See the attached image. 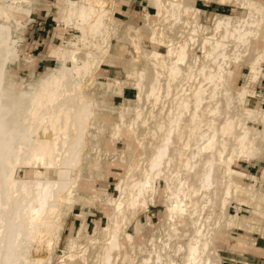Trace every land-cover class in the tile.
<instances>
[{
	"label": "rangeland",
	"instance_id": "1",
	"mask_svg": "<svg viewBox=\"0 0 264 264\" xmlns=\"http://www.w3.org/2000/svg\"><path fill=\"white\" fill-rule=\"evenodd\" d=\"M63 1L37 0L38 4L30 13L28 21L14 34L18 38L22 55L12 71L26 76L28 73L24 68L35 67L36 78L39 79L40 73L46 74L51 67L60 64L48 57L50 49L80 34L74 27V19L67 24L61 22L63 14L58 6L65 7ZM108 1L110 3L104 18L107 32L103 30L105 45L103 52L97 56L101 61L92 74L95 81L88 79L81 86L88 100L104 105L102 113L97 115V119L104 124L103 130L98 132L96 128L90 129L96 136L94 138L89 133L87 139L90 145L84 147L88 169L78 177L75 187L78 192L61 209L60 214L64 216L60 220L63 221L62 228L58 243L52 245L49 264H103V248L105 251L109 247L116 224L119 225L118 246L110 252V264H143L149 255L153 262L155 257L150 251L155 250L163 257H174L177 246L180 244L184 247L198 225L194 224L193 227L189 224V213L192 212L190 218L193 223L197 219L198 223L203 221L204 214L211 209L210 203L201 215L199 208L207 199L213 200L214 212L223 208L224 214L220 225L215 227L211 218V225L208 227V223L206 226L205 231L213 236L214 248L233 239L243 241L242 238H249L245 235L247 233L263 236L264 125L261 123L264 118V61L257 65L255 82L249 84V80L255 69L251 66L252 62L264 46V11L260 8L264 0H182L185 7L180 9H172L168 0H161L160 15H157L155 0H137L141 1L138 6L133 5L129 13L121 17L113 14L114 5L120 0ZM248 2L255 4L249 5ZM254 7L259 8L260 12ZM183 8H188V12L184 13ZM219 21L221 24L217 28ZM193 28L197 30L195 34H191ZM225 28L229 31L237 28L239 32L223 39ZM244 30H257L258 33L256 36L250 34L242 38ZM153 31L154 39L150 41ZM212 36L223 40L220 52H225V58L218 57L214 64V59L208 56L211 44L205 42L206 37ZM101 38H96L98 44L102 42ZM133 41L139 42L137 52L132 45ZM182 44H186L187 58L178 65L182 74L177 78L178 81L171 82L167 95L165 65H169L171 59L166 51L177 49ZM153 49L159 53L155 60L156 69L152 67L150 57ZM78 57L80 60L85 59L82 53ZM202 68L207 70L206 73L211 70V74L215 75L212 82L205 80L206 73L200 74ZM140 72H144L145 78L142 85L138 86L137 74ZM156 72L160 74L161 88L159 99L153 105L154 98L147 99V94L150 85L154 83ZM112 79H117L118 84L113 83ZM198 87L205 90L203 104L195 120H192L191 104L186 109H176L175 98L184 94L183 97L189 101L190 95ZM246 89L254 91L253 96L247 95L241 99L239 94ZM248 105L253 106L250 116L244 110ZM137 108L143 109L142 117L132 129L128 128L135 118ZM216 108L218 112L212 114ZM120 115L124 116L123 123L119 120ZM175 119L176 122L170 125L169 121ZM210 119L213 120L215 133L207 126ZM159 126H162V131ZM244 127L249 129V147L254 146L256 149L248 158L244 154H237L232 167L248 176L244 179L234 178L240 191L232 189L225 198V182L221 176L224 174V162L232 153L236 138L244 133ZM116 128L119 132L112 135ZM169 131L171 142L160 167L161 175L154 180L151 200L147 208H141L137 202L133 212L130 201L132 193L137 190L133 185L138 181L144 182L147 159ZM202 132L205 133V141L198 142L197 137ZM212 140L216 143L212 150L215 155L213 185L206 191L201 188L197 173L206 170V161L212 154L198 151L197 147ZM222 149L224 152L219 159L216 151ZM186 160H189L187 167ZM20 174L24 175L23 169ZM25 175L28 176L27 173ZM249 176L256 178L252 186L255 193L250 186L252 182ZM187 177L184 187L185 194H188L184 198L186 214L172 217L170 221L171 192L179 179L184 182ZM172 222L179 224L175 225L177 231L174 235L171 233ZM68 238L71 239L70 243L73 241L72 249L67 247ZM217 251L219 258L215 255L212 257L220 263L223 255Z\"/></svg>",
	"mask_w": 264,
	"mask_h": 264
},
{
	"label": "bare ground",
	"instance_id": "2",
	"mask_svg": "<svg viewBox=\"0 0 264 264\" xmlns=\"http://www.w3.org/2000/svg\"><path fill=\"white\" fill-rule=\"evenodd\" d=\"M63 2H65V7L64 5L63 7H60V5L58 6L63 14L61 22L63 24H67L69 20L74 19V27L80 33L78 36L71 38V40H64L62 44L50 49L48 54V57L54 58L55 61L60 64L51 67L46 74L54 73L64 76L65 79L63 81V86L61 88L57 85L56 89L48 96L46 103H41L39 99L33 101L32 110L29 113L31 118L29 132L32 137V142L28 151L31 152V156L27 152H24L21 160L17 159L15 163L9 165L11 172L7 176V181L10 188L7 193L4 190V186L0 184V248H2V246L7 242L10 238V234L15 228L23 230L26 232L28 238V245L24 255V264H49L53 253L52 245L55 246L58 243L62 228L63 221L61 222L60 220L61 217L64 216H61L62 213L60 214L61 209L64 203L67 200L70 202L76 192H78L75 190L76 182L78 181V177H81L87 168L86 159L88 157L83 153L85 150L84 147L90 145V142L88 144L89 139H87L88 135H90L89 133H92L90 129L96 128L98 132H101L104 125L103 122H100L97 119V115L102 113L104 105L88 100L84 92L81 90V86L86 80L94 78L92 77V74L99 67V62L101 60L98 59L97 56H99V52H103V47L105 45V34L103 33V30L106 33L107 29L104 25V18L110 1L65 0ZM161 3V0H155L157 15H160L162 11ZM167 3L172 9H180L184 6L182 4V0H168ZM248 3L249 5L255 4L250 2ZM36 4H38L37 0H18L19 11L9 22L10 26L14 30V34L18 33V28L22 27L25 22L28 21L29 15L36 7ZM260 8L264 11V5ZM254 9L259 11V8L257 7H254ZM187 12L188 8H185L184 13ZM21 15L23 16L21 17ZM220 24L221 22L219 21L217 23V28ZM196 32L197 30L193 28L191 34H195ZM234 32L239 31L237 28H234L232 31L226 30L225 28L222 38L226 39L229 36H233ZM257 33V30L247 32L244 30L242 32V38L250 34L256 36ZM98 36L102 37V42L100 41V44H98L99 42L96 39ZM153 39L154 31L151 32L150 41ZM205 42L211 44L208 56L214 59L213 64L218 57L223 59L225 58V52H220V48L223 45L222 39L220 40L219 38H214V36L206 37ZM138 43L139 42L133 41L132 44L136 52L139 49ZM79 53H82L85 59L80 60L78 57ZM166 53L171 59L169 65H165L167 70L165 87L166 94L168 95L171 82L176 81L182 74V70L178 67V65L183 63L187 58L186 44L180 45L177 49H170L166 51ZM158 54L159 53L153 49L150 56L152 57L151 60L153 62L152 67H155V69L157 66L155 60ZM260 61H264V46L262 47L260 54L257 55L252 62L251 66H254L255 69L253 68L254 70L252 71L249 84H253L256 80L258 75L257 65ZM66 62H68V64H66ZM206 71L207 70H205V68H202L200 70V74L204 75ZM220 71L221 66L218 67L219 74ZM187 72L191 71L188 70ZM190 74L185 75L189 77ZM159 77L160 74L156 72L154 83L150 85V90L147 94V99L149 97L154 98L153 105H155L159 99L161 88L159 84ZM144 78V72L137 74L138 86L142 85L141 82H143ZM214 78L215 75L211 74V70H209L208 73H206L205 80L212 82ZM117 81V79H114L113 83L117 85ZM182 89L184 90L183 87ZM204 92L205 90L202 89V87H198L195 91H193V94L190 95L191 98L189 101L183 97L184 94L178 96L176 95V109H186L189 107L190 103L193 110L191 119L195 120L199 109L203 104ZM253 92H249L246 89L239 94V97H241V99L245 98L247 95L251 97L253 96ZM84 104L88 106L89 112L88 115L83 118V122L78 124L74 114L76 113L77 108ZM226 105L228 106V104ZM252 107V105L245 107L244 110L247 116L251 115ZM135 111V118L132 119V122L130 121V125L127 123L128 128L130 127L131 129L143 114V109L137 108ZM216 112H218V108H216L212 114H215ZM119 120L123 123L124 116L120 115ZM174 122H176V119L174 121L170 120L169 124L172 125ZM212 122V119L208 120L207 126L208 128H212L215 133L216 129ZM261 124L264 125V118L262 119ZM117 128V131L114 129L115 131L112 135H116L119 132ZM223 128L224 127H222V129ZM244 128V133L236 138L234 149L224 162L225 169L224 172L222 171L224 174L221 176H223L222 179H224L225 182V198L230 195L232 189L240 191V186L234 182V178H243L248 176L246 173L232 167V163L234 159L237 158V154H244L248 158L255 152L256 149L254 146L249 147L251 145L247 136L249 129L248 127ZM159 130L162 131V126H159ZM170 133L171 132L169 131L168 135L163 136L162 141L153 148L152 154L147 159L148 165L144 170V182L138 181L133 185V187L137 189L135 193H132L130 201V206L133 209V212L136 210L137 202L138 206H141V208H147V203L151 200L154 180L161 175L160 167L163 164V159L167 155L169 144L171 142ZM92 135H94L95 138L96 134H94V132ZM74 137H78V143H73ZM112 137L113 136L110 138L112 139ZM205 137V133L202 132L199 134V137H197V141H205ZM202 144L203 145L201 146L198 145L197 150L202 151L205 154H212V150L216 147V143L213 140ZM223 152L224 149L217 150L216 156L220 159ZM214 156L215 155L212 154L211 157L207 159L206 170L197 173V176L199 175L200 178V186L206 191L213 185L212 174L214 168ZM69 164L71 165L70 167ZM188 165L189 160H186L185 166L187 167ZM22 169L24 173L23 176L20 174ZM26 173L28 176L25 175ZM249 177L251 178L250 180L252 183L250 186L252 188L256 182V178L253 176ZM162 179L165 178L163 177ZM187 180L188 177L184 179V182L182 179H179L173 191L171 190L172 204L169 209L170 211L168 217V220L170 221L173 220H171L172 217L174 218L177 215L186 214V210L184 209L186 205L184 198H186L188 194H185L184 187ZM18 185L20 186L19 191H17ZM30 185L34 186L31 191L29 190ZM215 191L214 194L216 193ZM252 191L255 193L253 188ZM181 195L183 196L181 197ZM225 198L222 199L223 206L225 204ZM212 201L207 199L205 204L199 208V215H201L205 212L206 206L210 203L211 209L204 214L205 217L203 221L198 223L197 219L196 223H193L190 218V216H192V212L189 213V224L191 226L194 224L198 225L195 227L193 235L186 241L185 246L183 247V245L180 244L177 246L174 257H163L157 250L153 252L150 251L151 255L154 254V261H151V257L148 252L149 256L143 260V264H220L218 260H215L212 257V255H215L216 258H219L218 251L213 246V236L208 231H205L207 224L209 223L208 227L211 225V218L214 220V225L216 227L217 225H220V221L224 216L222 212L223 208L219 209L218 212H214V203ZM212 211L214 213H212ZM176 223L172 224V235H174L177 231L175 226L177 225ZM225 225L230 227L228 222H225ZM118 228L119 225L116 224L112 238L111 240L109 239V247L105 251L103 248V264H110L112 259L110 252H112L113 248L118 246ZM78 231H80V228ZM190 235L191 234H189V236ZM70 242L71 239L68 238L67 247L72 249L71 247L73 246V241L72 243ZM181 258L182 261H179Z\"/></svg>",
	"mask_w": 264,
	"mask_h": 264
},
{
	"label": "clouds",
	"instance_id": "3",
	"mask_svg": "<svg viewBox=\"0 0 264 264\" xmlns=\"http://www.w3.org/2000/svg\"><path fill=\"white\" fill-rule=\"evenodd\" d=\"M19 11L18 0H0V184L7 193L10 185L7 176L11 172L10 164L22 158L32 142L29 132L31 125L30 111L33 101L39 99L46 103L48 96L59 85L63 86L64 76L60 74L40 73L36 78L35 67H25L26 76L11 69L21 59V50L17 37L10 26V21ZM86 104L77 108L75 118L79 123L88 115ZM78 143V137L73 138ZM71 165L69 164V167ZM34 186H29L31 191ZM20 186H17L19 191ZM28 245L26 232L15 228L10 238L0 248V264H24L25 250Z\"/></svg>",
	"mask_w": 264,
	"mask_h": 264
},
{
	"label": "crops",
	"instance_id": "4",
	"mask_svg": "<svg viewBox=\"0 0 264 264\" xmlns=\"http://www.w3.org/2000/svg\"><path fill=\"white\" fill-rule=\"evenodd\" d=\"M141 1L120 0L115 3L113 14L124 16L131 10L133 5L138 6ZM48 30V29H47ZM46 30V33H48ZM249 238L243 241L234 240L228 243L217 245L216 248L221 252L220 264H264V235L257 236L255 233H247Z\"/></svg>",
	"mask_w": 264,
	"mask_h": 264
}]
</instances>
